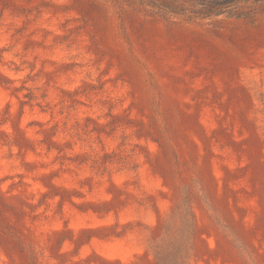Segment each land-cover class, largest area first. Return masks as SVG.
Segmentation results:
<instances>
[{"label": "rangeland", "instance_id": "374dc122", "mask_svg": "<svg viewBox=\"0 0 264 264\" xmlns=\"http://www.w3.org/2000/svg\"><path fill=\"white\" fill-rule=\"evenodd\" d=\"M0 264H264V5L0 0Z\"/></svg>", "mask_w": 264, "mask_h": 264}, {"label": "trees", "instance_id": "16d2710c", "mask_svg": "<svg viewBox=\"0 0 264 264\" xmlns=\"http://www.w3.org/2000/svg\"><path fill=\"white\" fill-rule=\"evenodd\" d=\"M139 2L163 14L182 15L188 19L231 13L245 3L264 5V0H139Z\"/></svg>", "mask_w": 264, "mask_h": 264}]
</instances>
